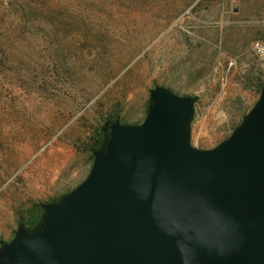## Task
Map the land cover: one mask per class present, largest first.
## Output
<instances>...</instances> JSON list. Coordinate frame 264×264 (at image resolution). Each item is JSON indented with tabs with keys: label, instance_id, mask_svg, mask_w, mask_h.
Listing matches in <instances>:
<instances>
[{
	"label": "rangeland",
	"instance_id": "374dc122",
	"mask_svg": "<svg viewBox=\"0 0 264 264\" xmlns=\"http://www.w3.org/2000/svg\"><path fill=\"white\" fill-rule=\"evenodd\" d=\"M40 1L63 15L38 18L26 39L7 42L12 54L0 52L3 241L19 215L85 179L93 161L86 149L112 113L124 124L143 121L155 85L199 96L191 142L210 149L264 83L252 49L264 41V0H116L112 8L105 0ZM8 4L0 0V19Z\"/></svg>",
	"mask_w": 264,
	"mask_h": 264
},
{
	"label": "water",
	"instance_id": "95a60500",
	"mask_svg": "<svg viewBox=\"0 0 264 264\" xmlns=\"http://www.w3.org/2000/svg\"><path fill=\"white\" fill-rule=\"evenodd\" d=\"M198 101L155 85L140 124L104 122L85 179L0 240V264H264V86L210 149Z\"/></svg>",
	"mask_w": 264,
	"mask_h": 264
},
{
	"label": "trees",
	"instance_id": "16d2710c",
	"mask_svg": "<svg viewBox=\"0 0 264 264\" xmlns=\"http://www.w3.org/2000/svg\"><path fill=\"white\" fill-rule=\"evenodd\" d=\"M38 1L40 0H21V2H18V0H10V4H8V9L6 11L7 12L6 19H0L1 25L6 26V28H3V27L2 29L0 28V40L5 41L4 43H2L3 46L0 45V52H4V53L7 52L9 53V55L12 54L6 47V45H8L7 42H11L12 44H17L19 43V41L26 39L28 35L27 33L28 30L26 28L27 27L30 28L29 26H32L33 23H36L38 18L40 17L48 18L49 16L50 21H52V19H55L54 15L56 16L63 15L61 11H58L57 13L51 12L54 9H52L48 3H45L42 1L38 2ZM105 1L107 2L105 3V5H108L107 7H110V8H112L117 2L116 0H105ZM89 2H90L89 4L92 7L98 6L99 4H103V0H89ZM17 8L20 11L12 10V9H17ZM56 19L58 20V17ZM88 20L89 19H86L84 21L87 22ZM88 22H91V20H89ZM59 24L61 25L62 22H60ZM263 86H264V83L261 85V88ZM112 114L113 115H110V117L107 118L108 121H113L117 117L116 112ZM101 139H102V131H101V127H99L97 132L92 136L91 144L89 148L86 150L92 151L93 149L98 148ZM90 158L93 160L92 156H90ZM56 199H53L52 201ZM41 212H42V209H41L40 204L36 203L32 206V208L25 211L23 214L19 215L18 223H22L26 228H32L37 223L41 215Z\"/></svg>",
	"mask_w": 264,
	"mask_h": 264
},
{
	"label": "built area",
	"instance_id": "2783aa9c",
	"mask_svg": "<svg viewBox=\"0 0 264 264\" xmlns=\"http://www.w3.org/2000/svg\"><path fill=\"white\" fill-rule=\"evenodd\" d=\"M255 56L264 64V41H256L252 45Z\"/></svg>",
	"mask_w": 264,
	"mask_h": 264
}]
</instances>
